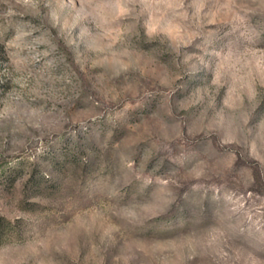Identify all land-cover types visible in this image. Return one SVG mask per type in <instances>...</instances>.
Returning <instances> with one entry per match:
<instances>
[{
	"label": "rangeland",
	"instance_id": "obj_1",
	"mask_svg": "<svg viewBox=\"0 0 264 264\" xmlns=\"http://www.w3.org/2000/svg\"><path fill=\"white\" fill-rule=\"evenodd\" d=\"M0 264H264V0H0Z\"/></svg>",
	"mask_w": 264,
	"mask_h": 264
}]
</instances>
